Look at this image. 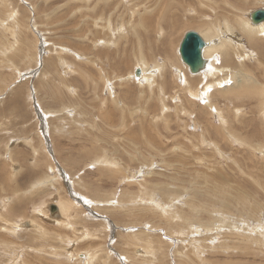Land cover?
I'll return each instance as SVG.
<instances>
[{
    "label": "rangeland",
    "instance_id": "rangeland-1",
    "mask_svg": "<svg viewBox=\"0 0 264 264\" xmlns=\"http://www.w3.org/2000/svg\"><path fill=\"white\" fill-rule=\"evenodd\" d=\"M261 8L0 0V264H264V37L238 33L257 89L217 100L189 93L206 82L178 52Z\"/></svg>",
    "mask_w": 264,
    "mask_h": 264
},
{
    "label": "bare ground",
    "instance_id": "bare-ground-1",
    "mask_svg": "<svg viewBox=\"0 0 264 264\" xmlns=\"http://www.w3.org/2000/svg\"><path fill=\"white\" fill-rule=\"evenodd\" d=\"M106 1V0H105ZM172 2V1H171ZM165 9V8H164ZM167 9V8H166ZM165 10H163L162 15L165 13ZM262 9V8H261ZM109 14L113 15V13L108 12ZM132 17L129 16V19L127 21H129L128 23L126 22L125 18H121L126 26L128 25V27H130L129 24H131L130 22L133 21L132 19L134 18L135 13L132 12ZM220 14V13H219ZM247 15V14H246ZM141 16V15H139ZM226 18V17H224ZM227 20V19H226ZM34 21V20H33ZM161 22V21H160ZM232 22V21H231ZM235 22V25H233L234 27H231L230 24H228V22H224L221 23L220 29L219 27H215L214 24L210 23V26H206L205 28H201L202 32H200V36L202 37V39L207 43V45L205 46L204 50H203V55L204 58L207 60V64L205 66V68L198 74L196 75V77H204V81L206 82L204 85H202L201 87V91L199 92L198 90H196L194 92V90H190L188 89L189 93L196 94V96H198L199 98H201L200 96L202 95L203 98H201L202 100L204 98L206 99H210V94L214 91V95L212 94L211 98L212 99H216L215 95L216 92L219 91L218 88H222V90H224L227 93H230L231 91H239V92H245L246 90L243 89H247L246 86L247 83H251V89L256 90L257 89V81H254L253 78H251L248 74H246L245 72H243L244 70H242V68L240 69V65H241V61H243V59L245 58H251L250 54L248 53V51L245 50V46L243 45V42L241 41V39L238 38V33L241 35H245L249 41V43L254 42L255 40L253 39L255 36H258L259 38L264 37V22L259 24V25H254L252 24V22L250 21L249 18H237ZM233 22V23H234ZM142 25L145 29L147 28L145 26V24L143 22H141ZM35 24V23H34ZM109 25L111 26V24L109 23ZM132 25V24H131ZM157 25V24H156ZM208 25V24H207ZM35 28V27H34ZM133 27L131 26V29ZM135 28V27H134ZM160 28V27H159ZM198 28V29H200ZM112 29V27L110 28ZM136 29V28H135ZM113 30V29H112ZM111 30V32H112ZM118 31V33H120V39H126V31L124 29V26L118 27L116 29ZM163 30L164 29H159L160 33L158 34V37L160 38L161 35H163ZM193 31V30H191ZM236 31V32H234ZM196 32V31H195ZM226 35V36H223ZM115 36V35H114ZM162 37V36H161ZM214 37L217 38H221L218 42L213 41ZM140 38V37H139ZM143 38V37H142ZM116 39V38H115ZM119 39V41H120ZM243 40V39H242ZM118 41V40H117ZM123 41V40H122ZM213 41V42H212ZM133 42V41H132ZM142 42V41H141ZM112 43V42H111ZM120 43V42H119ZM123 43V42H122ZM126 43V42H125ZM121 44V43H120ZM129 44V43H128ZM142 43L139 42V45L141 46ZM134 45V44H132ZM179 45V44H178ZM251 45V44H250ZM129 47V46H128ZM171 50V49H170ZM169 50V51H170ZM8 51V50H7ZM128 52V50H127ZM125 53V52H124ZM143 52L140 49V55H142ZM254 55V54H253ZM179 57V56H178ZM215 57H219V59L221 60L222 64H226V65H230V68H234L235 71H232L231 69L222 67L221 65L217 68L214 63H215ZM255 58V57H254ZM78 59V58H77ZM141 59V62H138V67L140 66L143 69V74L145 73V81L149 80L150 81V76H152L151 71L147 70V63H146V58L144 56V58L142 56H140V58H138L137 60ZM217 60V59H216ZM237 60V61H236ZM246 60V59H245ZM116 61V59H115ZM65 62V61H64ZM217 62V61H216ZM12 63V62H11ZM66 63V62H65ZM137 63V62H136ZM217 64V63H216ZM160 66V65H159ZM187 67V66H186ZM210 67V68H209ZM69 68V67H68ZM160 68L162 69V67L160 66ZM189 69V68H187ZM128 75V74H127ZM200 75V76H199ZM185 76H187V71L186 69H184L180 75V77L182 78V81H185ZM212 79L208 80L207 78ZM243 78H245V82L242 81ZM128 79V76L127 78ZM144 79V78H142ZM187 80V79H186ZM235 80V81H234ZM195 81V80H194ZM209 81V82H208ZM192 82V81H191ZM196 82V81H195ZM234 82L236 84H234ZM23 83V82H22ZM194 83V82H193ZM228 83V84H225ZM257 83V84H256ZM259 85V84H258ZM191 86V85H190ZM193 88V87H190ZM249 89V87H248ZM262 89L264 90V86L262 87ZM212 90V91H211ZM263 90H261L263 92ZM113 92V91H112ZM225 92L222 93V97L224 94H226ZM219 95V94H218ZM217 96V95H216ZM116 97V96H115ZM218 97V96H217ZM206 102V101H205ZM204 102V103H205ZM209 104V103H208ZM206 104V105H208ZM211 104H209V110L211 109ZM68 110V109H67ZM217 110L219 111V109L217 108ZM237 113H239L240 111H236ZM237 116V115H236ZM12 138V137H11ZM24 138V137H23ZM26 138V137H25ZM16 142V141H15ZM22 143V142H21ZM33 143V142H31ZM28 146V145H27ZM32 148V147H31ZM217 148V147H216ZM7 149V148H6ZM93 149V148H92ZM263 151V150H262ZM264 154V151H263ZM109 163V162H108ZM115 166V165H114ZM13 178V177H12ZM11 180V179H10ZM21 192V191H20ZM29 193V192H28ZM1 194V193H0ZM24 194V193H23ZM38 195V194H37ZM57 198V197H56ZM84 201V200H83ZM22 205V204H21ZM57 210L60 213V217L62 218V216H64L65 214L68 215V212L73 210V205L70 202H65V201H60L57 204ZM130 207V206H128ZM20 210V209H19ZM37 210V209H36ZM39 211V209H38ZM135 212V211H134ZM43 213V212H42ZM46 213V212H45ZM71 216V215H70ZM68 217V216H67ZM225 217V216H223ZM69 218V217H68ZM179 218V217H178ZM78 220V219H77ZM12 221V220H11ZM58 221V220H56ZM9 222V221H8ZM21 223V222H20ZM7 224V223H6ZM35 224V223H34ZM72 225V223H71ZM74 225V224H73ZM15 226V225H14ZM13 226V228H14ZM70 226V225H69ZM262 226V224H261ZM24 227V226H23ZM21 229V228H20ZM33 230V229H32ZM37 230V229H36ZM15 231V230H14ZM90 231V230H89ZM14 233V232H13ZM92 234V233H91ZM43 235V234H42ZM30 238V237H29ZM84 240V239H83ZM72 241V240H71ZM18 248V247H17ZM74 248V247H73ZM93 248V247H92ZM66 249V248H65ZM56 253V252H55ZM74 254V253H73ZM96 254V253H95ZM94 254V255H95ZM84 255V254H83ZM90 255V254H89ZM96 256V255H95ZM83 258V257H82ZM90 258V257H89ZM88 258V259H89ZM93 258V257H92ZM17 261V260H16ZM10 262V261H9ZM88 262V261H86ZM16 263V262H15ZM86 264V263H85ZM88 264V263H87Z\"/></svg>",
    "mask_w": 264,
    "mask_h": 264
},
{
    "label": "water",
    "instance_id": "water-1",
    "mask_svg": "<svg viewBox=\"0 0 264 264\" xmlns=\"http://www.w3.org/2000/svg\"><path fill=\"white\" fill-rule=\"evenodd\" d=\"M252 24L259 25L264 22V9H258L250 13ZM207 43L199 33L195 31L187 32L178 49L181 61L189 68L191 74H199L206 66L207 60L204 58L203 50ZM56 207L51 208V213L55 214Z\"/></svg>",
    "mask_w": 264,
    "mask_h": 264
}]
</instances>
